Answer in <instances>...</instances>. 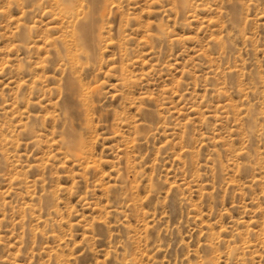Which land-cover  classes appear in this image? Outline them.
<instances>
[{"label":"rangeland","instance_id":"1","mask_svg":"<svg viewBox=\"0 0 264 264\" xmlns=\"http://www.w3.org/2000/svg\"><path fill=\"white\" fill-rule=\"evenodd\" d=\"M0 264H264V0H0Z\"/></svg>","mask_w":264,"mask_h":264},{"label":"bare ground","instance_id":"2","mask_svg":"<svg viewBox=\"0 0 264 264\" xmlns=\"http://www.w3.org/2000/svg\"><path fill=\"white\" fill-rule=\"evenodd\" d=\"M69 12V11H68ZM82 17H84V16H82ZM85 18V17H84ZM86 20V19H85ZM90 20V19H89ZM92 21V20H91ZM92 24V23H91ZM91 24H90V26H91ZM96 25V24H95ZM88 27V26H87ZM82 28V27H81ZM84 30V29H83ZM87 31V30H86ZM83 36V35H82ZM75 144V143H74ZM76 145V144H75ZM69 146H71L72 147V145H70L69 144Z\"/></svg>","mask_w":264,"mask_h":264}]
</instances>
